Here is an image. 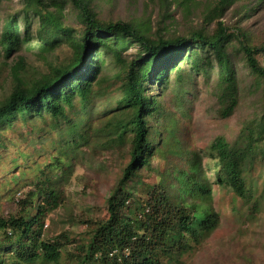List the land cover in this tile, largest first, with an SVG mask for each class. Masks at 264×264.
I'll return each mask as SVG.
<instances>
[{"label": "rangeland", "instance_id": "1", "mask_svg": "<svg viewBox=\"0 0 264 264\" xmlns=\"http://www.w3.org/2000/svg\"><path fill=\"white\" fill-rule=\"evenodd\" d=\"M58 1L64 23L77 36L80 25L74 9L68 0ZM217 1L192 0L185 12L172 7L163 33L187 36L198 28L213 32L221 22L233 34L227 50L235 76L230 82L221 83L215 64L203 74L183 63L180 74L175 69L164 81L150 82V91L156 95L161 109L149 119V124L163 144L161 152L152 156L150 166L126 184V189L132 192L127 203L132 208L129 217H136L138 205H144L150 196L161 194L166 197L161 206L162 218L170 220L175 211L176 174L188 169L190 159L200 157L203 171L212 182V206L219 214V224L199 245L169 264H264V156L246 166L244 177L254 191L252 198L242 199L229 188L214 183L218 162L210 149L217 137L232 142L241 128L257 120L263 110L262 91L243 62L238 42L246 39L251 45L264 43V0H232L219 17L209 21ZM91 3L100 19H150L152 32L157 30L156 10L150 0H91ZM10 20L15 21L21 42L8 57L0 47V101L14 83L11 68L17 60L22 59L23 64L18 73L21 81L29 84L49 74L54 67L69 63L72 57L64 42L50 51L40 50L35 37L37 18L23 0L0 3V33ZM136 50L137 46H132L123 51V62H119L112 52L99 48L103 64L89 103L82 104L75 98L65 117L17 119L12 127L0 131V218L15 215L21 201L32 197L34 207L28 209L42 224L40 239L57 237L63 245L58 264H74L71 255L75 254V247L86 243L97 224L108 216L106 200L128 161L129 138L120 142L103 125L115 112L120 98L117 75L125 60L136 55ZM199 58L200 62L205 61L204 57ZM257 58L264 65V56ZM221 89L238 96L234 112L227 117L219 112L217 96ZM46 182L56 196L55 206L42 203ZM39 205L42 208L38 213ZM36 228L32 226L29 238ZM20 240L23 239L18 234L8 235L0 230V255L4 256L5 264L16 256ZM31 264L55 263L35 260Z\"/></svg>", "mask_w": 264, "mask_h": 264}, {"label": "trees", "instance_id": "2", "mask_svg": "<svg viewBox=\"0 0 264 264\" xmlns=\"http://www.w3.org/2000/svg\"><path fill=\"white\" fill-rule=\"evenodd\" d=\"M23 1L37 18L35 37L40 50L50 51L64 42L71 49L72 57L69 63L54 67L49 74L29 84L21 81L18 73L23 64L22 59L17 60L11 68L14 83L0 101V131L6 126L12 127L17 119L65 117L75 98L82 104L89 103L103 64L99 48L112 52L121 62L123 51L137 46L136 55L125 60L117 75L120 77V98L115 112L103 125L118 141L129 138V158L106 200L107 218L97 224L86 243L75 247V254L71 255L74 264H169L173 258L199 245L219 224V214L212 206V182L203 171L200 157L190 159L188 169L176 174L175 211L170 220L162 218L161 206L166 197L161 194L150 196L144 205H138L140 210L136 217H129L127 214L132 208L127 203L132 199V192L126 189V184L150 166L152 156L161 152L163 144L149 124V119L161 109L156 95L150 91V82L164 81L175 69L180 74L183 63L203 74L215 64L219 81L230 82L235 68L227 44L233 34L219 22L213 32L198 28L192 29L187 36L165 35V22L171 18L172 7H180L185 12L192 0H150L157 16L155 32H152L150 19L103 20L98 17L91 0H68L80 25L77 36H73L74 30L64 23L58 0ZM231 2L218 0L209 21L219 17ZM20 42L15 21H8L0 33V47L6 57ZM238 44L243 62L255 76L264 99V65L257 58L264 56V43L251 45L245 39ZM201 56L205 59L203 63ZM217 100L222 117L231 115L238 104V96L228 90L221 89ZM168 144L169 139L165 145ZM210 149L218 162L214 183L229 188L242 199L252 198L253 185L244 177V170L256 158L264 156V104L258 119L244 125L232 142L217 137ZM42 193L43 204L56 205V196L47 182ZM33 204L32 197L24 199L15 215L0 218V230L7 231L8 235L18 234L23 239L9 264H31L35 260L58 264L63 245L57 237L40 239L42 224L28 209L34 207ZM40 208L39 205L38 213ZM33 225L37 228L29 238ZM0 264H5L3 255H0Z\"/></svg>", "mask_w": 264, "mask_h": 264}, {"label": "built area", "instance_id": "3", "mask_svg": "<svg viewBox=\"0 0 264 264\" xmlns=\"http://www.w3.org/2000/svg\"><path fill=\"white\" fill-rule=\"evenodd\" d=\"M47 226V224H44V227Z\"/></svg>", "mask_w": 264, "mask_h": 264}]
</instances>
